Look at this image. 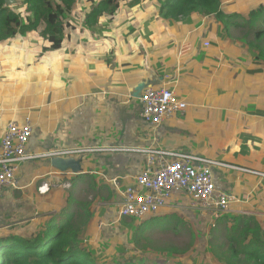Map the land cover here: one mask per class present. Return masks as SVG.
Returning <instances> with one entry per match:
<instances>
[{
	"label": "crops",
	"instance_id": "1",
	"mask_svg": "<svg viewBox=\"0 0 264 264\" xmlns=\"http://www.w3.org/2000/svg\"><path fill=\"white\" fill-rule=\"evenodd\" d=\"M5 2L24 20L21 1ZM116 4L112 14L87 25L90 3L76 0L59 45L41 25L0 39V133L8 122L29 118L26 150L34 156L20 165L16 188L0 193V233L28 237L66 208L78 221H93L85 228L88 237L94 232L92 242L99 229L110 236L104 240L117 241L118 234L130 248L127 236L135 232L138 248L154 249L144 236L159 230L148 223L168 230L171 221L206 240L214 223L184 192L140 220L120 216L122 190L134 185L147 157L125 148L214 160L216 189L236 198L232 208L263 217L264 60L255 58L245 27L235 25L243 18L222 22L196 11L163 17L159 0ZM228 4L222 1V10L235 12ZM150 87L172 89L187 108L157 125L144 122L139 97ZM79 148L94 150L64 157L81 158L80 173L51 165L49 154ZM122 219L131 225L120 226Z\"/></svg>",
	"mask_w": 264,
	"mask_h": 264
},
{
	"label": "trees",
	"instance_id": "2",
	"mask_svg": "<svg viewBox=\"0 0 264 264\" xmlns=\"http://www.w3.org/2000/svg\"><path fill=\"white\" fill-rule=\"evenodd\" d=\"M20 1L23 3L22 10L27 13L24 20L20 12L13 11L5 6V0H0V39L13 36L17 32L35 30L41 25V33L54 41L55 45H59L64 23H70L65 16H74L76 0ZM84 1L90 3L84 15L87 25H94L102 15L112 14L117 7L116 0ZM222 1L224 0H159V3L161 11H166L163 17L176 18L196 11L203 15L213 13L219 18L218 21H232L231 18L236 16L244 18L246 23L235 25L245 27L247 34L251 35L250 41L254 42L257 52L255 58L264 60V0H227L228 5H234L235 10L229 13L222 10ZM63 209H58V213L51 215L43 226L38 227L28 237L0 233V264H212L206 258L199 261L191 256V249L199 239L195 231L190 247L179 252L167 248L164 252L158 250V254L150 256L147 248L139 251L128 249L117 244V241H110V238L105 241L108 243L100 251L92 242L93 238H90L94 232L89 237L85 235L86 226L93 221L89 217L83 222L78 221L77 216L73 213L66 214ZM206 217L214 223L205 234L206 249L212 254L209 259L212 258L217 264H264V216L257 218L233 209V212L215 218ZM128 218L135 219L131 216ZM125 225L131 224L122 219L120 226ZM218 226L224 229L215 237L211 230L213 227L218 230ZM95 233L96 242L100 239L104 241V237L109 235L99 232V229ZM136 237L135 232L128 234V245L133 241L138 247ZM217 246L228 249L227 259L222 256L223 249L216 251Z\"/></svg>",
	"mask_w": 264,
	"mask_h": 264
},
{
	"label": "built area",
	"instance_id": "3",
	"mask_svg": "<svg viewBox=\"0 0 264 264\" xmlns=\"http://www.w3.org/2000/svg\"><path fill=\"white\" fill-rule=\"evenodd\" d=\"M205 45L209 41L204 42ZM140 117L148 124L157 125L182 113L187 103L180 100L167 87L145 88L139 97ZM32 133L29 118L23 124L10 121L0 133V193L6 188H16V177L20 165L33 155L26 150ZM94 149L56 150L54 156L80 154ZM126 151L146 154L141 172L135 177L134 185L122 190L120 216L140 219L155 214L166 205L175 192H184L207 216L215 218L233 212V195L216 189L211 165L216 161L188 152H170L155 148H125ZM171 157L165 160V157Z\"/></svg>",
	"mask_w": 264,
	"mask_h": 264
},
{
	"label": "rangeland",
	"instance_id": "4",
	"mask_svg": "<svg viewBox=\"0 0 264 264\" xmlns=\"http://www.w3.org/2000/svg\"><path fill=\"white\" fill-rule=\"evenodd\" d=\"M240 19H242V18H240ZM243 21H244V23H246L244 18H243ZM244 33H246L245 29H244ZM262 45L264 46V42L262 43ZM64 209H66V208H64ZM64 213H65V211H64ZM148 225H150L151 228H157L159 230L157 232L154 230H149V232L144 236V237H148V239L145 242V245H148V247H152V246L157 247L154 249L147 248V250L150 251V253H151L150 256H154L156 253L158 254L159 253L158 250L163 251V250L167 249V248H163L167 245H168V248L174 249L178 252L185 250V249H188L191 245L193 238H194L193 229H191L189 226L179 225V224H177V222L171 221V224L168 227V230H163L161 228L160 224H155L154 222H149ZM199 227H200V231L204 230V228L206 230L208 229V226L200 225ZM175 228L177 229L176 231H174ZM99 232H100V230H99ZM211 232L214 234V236L220 235V231L216 230L215 227L212 228ZM129 233H130V231H129ZM199 235H200V237H199L197 243L195 244L194 248L191 249L192 250L190 253L191 256L195 257L199 261L206 258V259L210 260L212 264H217L216 262L212 261L213 260L212 258L209 259L211 256V252H208V250L206 249L207 245L205 244V240L203 239V235L202 234H199ZM144 237H143V239H144ZM104 239H105V237H104ZM96 241L97 240H94V243L97 245V247L100 251L103 250L104 247L108 243V242H105L107 240L102 241L100 239V241H98V242H96ZM121 241H122V239L120 237H118L116 243L121 244ZM129 246H130V248H128V249H136L137 251L140 250V248L135 246L133 241L129 244ZM215 249H216V251H220L223 248L217 246V248H215ZM227 255H228V249L224 248L222 251L223 258L227 259ZM182 257H183V259H185L184 256H182Z\"/></svg>",
	"mask_w": 264,
	"mask_h": 264
},
{
	"label": "water",
	"instance_id": "5",
	"mask_svg": "<svg viewBox=\"0 0 264 264\" xmlns=\"http://www.w3.org/2000/svg\"><path fill=\"white\" fill-rule=\"evenodd\" d=\"M140 91V87L136 91ZM51 165L59 171L65 172L70 170L72 173L77 174L81 172V158L76 157H63V156H52Z\"/></svg>",
	"mask_w": 264,
	"mask_h": 264
},
{
	"label": "bare ground",
	"instance_id": "6",
	"mask_svg": "<svg viewBox=\"0 0 264 264\" xmlns=\"http://www.w3.org/2000/svg\"><path fill=\"white\" fill-rule=\"evenodd\" d=\"M154 88V87H153ZM159 88V87H158ZM174 118V117H173ZM62 219V218H61Z\"/></svg>",
	"mask_w": 264,
	"mask_h": 264
},
{
	"label": "clouds",
	"instance_id": "7",
	"mask_svg": "<svg viewBox=\"0 0 264 264\" xmlns=\"http://www.w3.org/2000/svg\"><path fill=\"white\" fill-rule=\"evenodd\" d=\"M143 91V90H142Z\"/></svg>",
	"mask_w": 264,
	"mask_h": 264
}]
</instances>
